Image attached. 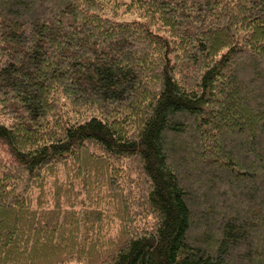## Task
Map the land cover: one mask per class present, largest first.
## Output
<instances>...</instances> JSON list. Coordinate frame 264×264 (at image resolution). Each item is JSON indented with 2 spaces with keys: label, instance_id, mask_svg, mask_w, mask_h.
I'll use <instances>...</instances> for the list:
<instances>
[{
  "label": "trees",
  "instance_id": "trees-1",
  "mask_svg": "<svg viewBox=\"0 0 264 264\" xmlns=\"http://www.w3.org/2000/svg\"><path fill=\"white\" fill-rule=\"evenodd\" d=\"M0 264H264V0H0Z\"/></svg>",
  "mask_w": 264,
  "mask_h": 264
}]
</instances>
